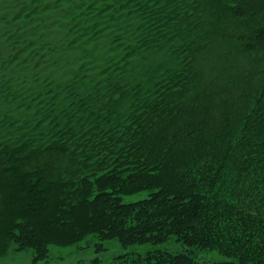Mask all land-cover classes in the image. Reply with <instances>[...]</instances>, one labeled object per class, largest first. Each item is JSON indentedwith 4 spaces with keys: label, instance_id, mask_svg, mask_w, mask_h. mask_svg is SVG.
I'll list each match as a JSON object with an SVG mask.
<instances>
[{
    "label": "trees",
    "instance_id": "trees-1",
    "mask_svg": "<svg viewBox=\"0 0 264 264\" xmlns=\"http://www.w3.org/2000/svg\"><path fill=\"white\" fill-rule=\"evenodd\" d=\"M88 237L264 264V0H0V255Z\"/></svg>",
    "mask_w": 264,
    "mask_h": 264
},
{
    "label": "rangeland",
    "instance_id": "rangeland-1",
    "mask_svg": "<svg viewBox=\"0 0 264 264\" xmlns=\"http://www.w3.org/2000/svg\"><path fill=\"white\" fill-rule=\"evenodd\" d=\"M147 192L134 194L124 198L125 201H133L144 197ZM99 243L95 237H88L85 240L67 247H51L48 257L37 262L32 261L30 250H15L11 247L5 254L0 255V264H112L117 256L128 253L144 254L153 249H168L178 252L187 249L175 238H170L160 244L143 243L122 246L118 240L111 239L104 241V249H97ZM192 255L201 263L212 261L228 260L227 257L215 250L206 251L192 247Z\"/></svg>",
    "mask_w": 264,
    "mask_h": 264
}]
</instances>
